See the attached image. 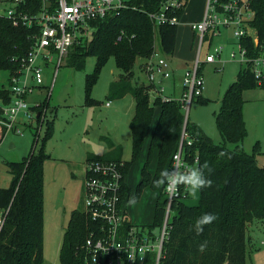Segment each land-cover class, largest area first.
I'll return each instance as SVG.
<instances>
[{"label":"trees","instance_id":"16d2710c","mask_svg":"<svg viewBox=\"0 0 264 264\" xmlns=\"http://www.w3.org/2000/svg\"><path fill=\"white\" fill-rule=\"evenodd\" d=\"M169 1L128 0L126 8L94 23L96 31L90 42H81L71 50L68 65L77 70L85 68L88 56L96 58L93 73L85 78L86 105L94 104L92 89L102 67L112 57L122 74L110 84L107 99L112 101L132 95L135 100V112L130 122L132 160L124 161L122 148L109 140L107 153L102 156L89 154L86 161L123 162L124 202L129 201L131 188L127 176L150 136L141 179L135 188V200L146 188L159 191L152 226L160 227L167 206L166 181L173 167V157L182 145V161L188 171L181 174L180 198L172 204L174 215L162 264H247L248 227L256 221H264V167L256 159L261 152L259 143L254 145L252 153L242 149L247 133L243 92L264 87V80L257 78L251 64H247L228 87L220 110L215 113L216 127L223 140L221 144H215L199 125L191 122L189 117L186 119L179 100L164 101L160 96L152 100V86L135 85L131 77L137 60L150 58L156 51V43H159L161 54L174 55L179 25L156 26L150 18V14L161 12ZM179 1H184V6L167 11V14L182 20L190 0ZM227 1L218 0L220 4ZM247 4L253 13L251 25L256 30L259 45L256 47L251 38L243 39L241 43L248 50L249 58H257L264 50V0H248ZM208 41L211 45L212 36ZM31 44L30 29L14 26L9 19L0 16V72L13 75L19 69V63L13 59L26 56ZM11 100L9 89L1 86L2 104H9ZM48 101L49 97L31 108L41 114L47 112L44 120L36 118L37 130L43 125L46 127L42 144L38 148L40 132L37 131L30 155L8 164L12 180L8 187L0 188V210L4 215L0 264H44V165L50 159L44 144L54 128V121L48 118ZM192 103L206 105L209 101L202 96ZM228 144L235 148L230 149ZM155 150L157 166L152 171L150 166ZM195 165L204 184H199L198 204L190 206L184 200L188 197L189 174ZM205 214L214 219L201 224L202 230L197 231V220ZM96 227L85 212L75 210L71 213L59 252L60 264H91L84 246Z\"/></svg>","mask_w":264,"mask_h":264},{"label":"rangeland","instance_id":"374dc122","mask_svg":"<svg viewBox=\"0 0 264 264\" xmlns=\"http://www.w3.org/2000/svg\"><path fill=\"white\" fill-rule=\"evenodd\" d=\"M179 27L178 33L186 38L188 48L184 47V41L176 54L165 56L169 61L173 59L177 65L184 63L185 57L192 58L197 55L195 35L188 30L182 31V26ZM192 40L195 43L193 49L190 47ZM235 41L232 32L227 30H223L221 35L214 36L211 46L209 41H205L201 51V61H205L206 56L215 53L216 48H223L216 63L202 65L203 97L209 103L206 105L192 103L185 112L186 118L189 117L191 122L199 125L215 144L223 142L215 121V113H218L221 107L219 100L235 81L241 69L246 66L230 57V52L237 49ZM156 48L160 51L159 43H156ZM186 52L188 53L185 54ZM142 64L143 60L138 59L134 67V76L131 80L135 85H149ZM56 65L57 59L53 65L45 68L43 87L36 89L35 93L28 97L30 106L43 103L49 97L48 109L51 113H48V118L54 121L52 136L44 144L45 152L50 155V159L46 160L44 165V264H60L59 252L71 213L75 210L85 211L87 156L104 155L109 151V140H112L122 148V159L132 160L130 122L135 112V100L132 95L112 101L107 99L110 84L118 80L122 74L113 57L102 67L99 79L92 89L91 97L94 100L92 105L85 103V78L93 73L96 58L88 56L83 70L70 67L68 59H65L53 80ZM8 76L7 72H0V87L7 86ZM177 78L181 80V72ZM162 86L166 88V96L179 99L180 88L174 91L172 80L164 81ZM48 88H51L49 93ZM151 99L154 100L153 95ZM243 99L247 133L241 144L242 149L246 153H252L254 145L259 143L261 152L257 154L256 159L258 164L264 167V87L244 90ZM156 121L157 112L154 124ZM29 124L31 127L25 128L23 135L10 134L0 145V188H6L11 183L12 175L8 164L22 161L30 155L34 134L37 131L40 132L38 148L42 144L45 125L41 126V130L40 127L37 130L36 120H30ZM149 141L150 136L139 160L133 163L127 176L131 199L124 203V208L132 224L136 226L153 224L154 206L159 196V191L146 188L141 197L135 200V188L141 179V169L146 159ZM228 147L234 149L235 145L228 144ZM153 155L150 170L155 171L157 150ZM196 177H199V173L195 165L191 170L189 197L186 201L190 206H196L199 201L196 197L197 184L192 183ZM155 232L158 234L159 229L155 228ZM252 240L253 246L249 247L247 263L264 264V246L260 245L262 241L264 242V230L257 231Z\"/></svg>","mask_w":264,"mask_h":264},{"label":"built area","instance_id":"2783aa9c","mask_svg":"<svg viewBox=\"0 0 264 264\" xmlns=\"http://www.w3.org/2000/svg\"><path fill=\"white\" fill-rule=\"evenodd\" d=\"M127 1L0 0V16L9 19L14 26L30 29L32 40L28 54L20 59H13L19 63V69L13 75L8 74L6 87L12 94V100L9 104H2L0 101V145L10 134L23 135L24 129L30 125V120H36L38 117L45 119L46 110L42 114L31 110L41 103L35 106L28 103V97L35 93L36 89L43 87L45 68H49L57 59L54 80L74 46L92 40L96 31L94 23L126 8ZM184 3L170 0L161 12L150 14V18L156 26L166 23L180 26L182 20L169 17L167 11L178 10ZM252 19L253 13L247 2L229 0L220 4L218 0H206L203 18L190 24L197 39V56L183 74L182 93L179 99H176L183 104L185 112L189 110L194 99L203 96L202 65L216 63L223 50L218 47L215 53L201 61L204 43L210 36L213 38L221 35L223 30L231 31L236 40L237 49L230 52L231 59L245 65L251 64L255 76L264 80V50L259 57L249 58L248 50L241 43V40L251 38L256 47L259 45L256 30L251 25ZM142 70L153 88L151 94L154 98L160 96L164 101L173 99L165 95L166 88L162 86L164 81L172 79V65L157 48L150 58L144 60ZM50 91L51 88H48V93ZM182 151L183 147L180 145L173 157V167L166 181L167 206L160 227L132 224L124 208L123 162H87L84 212L97 225L84 246L91 264H162L173 215L172 204L180 198L181 174L188 171L182 161ZM3 223L4 215L0 210V232ZM155 228L159 229L158 234Z\"/></svg>","mask_w":264,"mask_h":264},{"label":"crops","instance_id":"0c3cea01","mask_svg":"<svg viewBox=\"0 0 264 264\" xmlns=\"http://www.w3.org/2000/svg\"><path fill=\"white\" fill-rule=\"evenodd\" d=\"M240 1H242V0H240ZM205 7H206V0H190L187 3L186 9H185V13H184V16L182 18L181 25H180V26H182V31L183 30L184 31L188 30L189 33L192 32L195 35V33L190 28V24L193 23V22H196V21H200L203 18ZM184 41H185L184 47L187 49L188 48V42H187L186 38L181 37V33H178L176 50H175L174 54H176L177 51L181 48V45L183 44ZM194 44L195 43L192 40L191 41V45H190V47L192 49H193ZM187 53L188 52H186L185 54H187ZM195 57H193V56H192V58L185 57L186 58L185 61H184L185 64L184 63H180V65L175 64L173 62V59L170 61L171 65H172V69H173V76H172L171 80H172L173 85H174V91L176 90V88H180V95L182 93V88H181V83L180 82H182L183 74L187 70V68H189L193 64L194 60L196 59ZM180 60H182V59H180ZM143 63H144V61H143ZM180 72H181V80H178L177 76H178V74ZM221 100H219V103H220L219 105L220 106H221ZM152 171H154V170H152ZM196 189H197L196 197H197V201H198L199 200V184H197V188ZM188 197H189V187H188ZM186 201H187V199L184 200L185 203H186ZM256 230L257 231L264 230V222L263 221H256V222H254L253 224H251L248 227V230H247V236H248L247 247H248V251H249V247L252 248V246H253V243H252L253 240L252 239H253V235H256V232H257ZM263 243L264 242L262 241L260 245L264 246Z\"/></svg>","mask_w":264,"mask_h":264},{"label":"clouds","instance_id":"9594fccd","mask_svg":"<svg viewBox=\"0 0 264 264\" xmlns=\"http://www.w3.org/2000/svg\"><path fill=\"white\" fill-rule=\"evenodd\" d=\"M192 183H193L194 185H195V184H204V182L201 181V180L199 179V177L194 178L193 181H192ZM212 219H214V217H213L212 215H210V214H205V215H203L200 219L197 220V224H196V226H197V231L202 230V229L200 228V225H201V224H203V223H208V222H210ZM202 247H203V246H202Z\"/></svg>","mask_w":264,"mask_h":264},{"label":"water","instance_id":"95a60500","mask_svg":"<svg viewBox=\"0 0 264 264\" xmlns=\"http://www.w3.org/2000/svg\"><path fill=\"white\" fill-rule=\"evenodd\" d=\"M49 113H51V112H49ZM38 116H39V114H38Z\"/></svg>","mask_w":264,"mask_h":264}]
</instances>
